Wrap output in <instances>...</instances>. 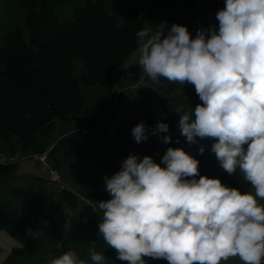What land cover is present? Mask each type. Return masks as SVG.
<instances>
[{"label": "clouds", "instance_id": "9594fccd", "mask_svg": "<svg viewBox=\"0 0 264 264\" xmlns=\"http://www.w3.org/2000/svg\"><path fill=\"white\" fill-rule=\"evenodd\" d=\"M215 19L218 26L198 28L194 37L179 23L138 31L139 67L152 82L194 86L201 103L176 109L181 135L189 144L212 140L220 166L230 175L239 169L254 191L200 175L199 160L183 147L167 148L159 163L129 154L119 171L104 177L111 198L96 202L102 213L97 234L119 261H264V204L258 203L264 200V0H224ZM131 135L138 144L153 135L164 144L172 140L169 125L159 121L154 128L141 121ZM89 252L92 264H105L102 253ZM51 264L85 262L67 251Z\"/></svg>", "mask_w": 264, "mask_h": 264}, {"label": "trees", "instance_id": "16d2710c", "mask_svg": "<svg viewBox=\"0 0 264 264\" xmlns=\"http://www.w3.org/2000/svg\"><path fill=\"white\" fill-rule=\"evenodd\" d=\"M106 1L112 6V0H86L81 5L74 4V0H11L13 7H19L20 17L11 12L9 28L0 33V137L11 152H28L40 141L38 151L47 148V135L55 119L71 118L79 123V128L53 142L49 156L60 153L63 158H69L84 153L87 148L85 133L98 122L100 124L90 130L88 141L104 137L108 124L117 113V104L124 96L125 60L137 48L136 33L144 29V14H139L137 6L147 1L156 4L158 0H129L127 21L120 25L117 8L109 9ZM185 1L171 0V4L180 7ZM64 4L72 7V19L64 20L55 13V9ZM0 20L2 22L3 17ZM17 20L25 23L26 36ZM74 60L82 63L78 78L73 75ZM95 85L115 94L106 109L82 107L81 88ZM141 108L151 126L155 127L158 121L168 124L162 116ZM171 137L166 148L151 141L146 155L159 163L167 148L183 147L199 160L200 175L219 178L222 184L242 192L249 191L250 185L243 181L239 169L230 175L220 166L211 152L212 140L198 138L197 144H189L180 130ZM200 145L205 146L203 154L198 151ZM13 194L29 204L30 216H44L56 226L64 223L59 199L49 200L45 207L44 199L30 188L14 187ZM100 217L90 203L79 209V218L88 234L86 264H92L89 252L92 247L104 255L105 264H129L117 260L116 250L97 234ZM27 223L28 217L0 205V228L16 235ZM35 245V238H31L27 249H33ZM145 259L148 264H168L164 259Z\"/></svg>", "mask_w": 264, "mask_h": 264}, {"label": "rangeland", "instance_id": "374dc122", "mask_svg": "<svg viewBox=\"0 0 264 264\" xmlns=\"http://www.w3.org/2000/svg\"><path fill=\"white\" fill-rule=\"evenodd\" d=\"M86 0H74V4H84ZM112 6L117 8V23L124 24L127 21L130 10L129 0H112ZM109 9L112 6L107 3ZM224 6V0H186L180 7H173L171 0H158L156 4L147 1L137 6L139 14L143 16V27L155 29L157 24L165 22L168 27L173 23L186 25L195 36L196 30L201 27L218 22L215 14ZM152 7V8H151ZM151 10L149 11V9ZM20 17L19 7H13L11 0H0V33L9 28L10 13ZM55 13L64 20L73 18L72 7L64 4L55 9ZM25 36L26 25L17 20ZM137 48L125 60L126 78L122 90L124 96L117 104V113L108 124L106 133L99 140L88 141L91 137L90 130L96 128L100 122L88 127L85 133L87 148L84 153L74 154L69 158H63L60 153L46 156V166L33 159V153H43L64 134L79 128V123L71 118L66 120L55 119L51 132L47 135L48 147L39 150L40 142L33 144L32 148L24 153L22 158L15 160L12 166L4 168L0 165V205L23 217H28L27 226L16 235H11L4 228H0V264H49L62 252L74 251L85 264L88 260L86 228L79 218V209L90 203L97 211L96 202L107 200L111 197L105 190L104 177L111 176L120 170L122 161L129 154H138L142 159L147 154V146L151 141L159 142L166 148L156 136H150L149 140L136 143L131 135V129L141 121L151 126L141 107L149 109L165 118L172 134L179 131V113L177 108L190 110L201 103L191 84L169 82L163 78L152 82L146 77L139 67L140 53ZM82 72V63L73 61V75L78 78ZM114 95L108 89L95 85L81 88L82 107L106 109L114 100ZM110 110L107 111V115ZM164 135H167L165 133ZM38 151V152H37ZM19 150L11 152L5 146L0 137V156L13 159ZM51 169L57 173V180L51 179ZM30 188L45 201L59 199L65 215L62 225H52L44 216H30V206L20 196L13 194V188ZM249 191H254L249 189ZM258 203L264 204V200L258 198ZM71 209V215L66 213ZM102 217V213H100ZM38 231L35 237L36 245L33 249H27L31 239L29 232ZM21 251V252H20ZM220 264H243L239 257H229ZM264 264V261H262Z\"/></svg>", "mask_w": 264, "mask_h": 264}, {"label": "built area", "instance_id": "2783aa9c", "mask_svg": "<svg viewBox=\"0 0 264 264\" xmlns=\"http://www.w3.org/2000/svg\"><path fill=\"white\" fill-rule=\"evenodd\" d=\"M50 149V147L47 149V151L46 152H43V153H33L32 155H31V157L33 158V159H35V160H37V161H39L41 164H42V166H46V156H47V154H48V150ZM24 156V153H22V152H20L19 151V153H17L14 157H13V159L11 160V159H9V158H6V157H3V156H0V165L1 166H4V165H11V164H14L16 161L15 160H17L18 158H22ZM51 179L52 180H57V173L53 170V169H51Z\"/></svg>", "mask_w": 264, "mask_h": 264}]
</instances>
